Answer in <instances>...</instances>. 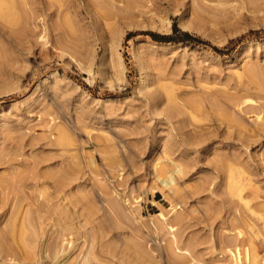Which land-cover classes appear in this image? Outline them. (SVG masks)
<instances>
[{"label":"rangeland","instance_id":"obj_1","mask_svg":"<svg viewBox=\"0 0 264 264\" xmlns=\"http://www.w3.org/2000/svg\"><path fill=\"white\" fill-rule=\"evenodd\" d=\"M263 83L264 0H0V263L264 264Z\"/></svg>","mask_w":264,"mask_h":264},{"label":"bare ground","instance_id":"obj_2","mask_svg":"<svg viewBox=\"0 0 264 264\" xmlns=\"http://www.w3.org/2000/svg\"><path fill=\"white\" fill-rule=\"evenodd\" d=\"M262 86H264V83L262 84ZM263 88H264V87H263ZM172 163H173V162H172ZM164 167H165V166H163L161 169L164 170ZM178 167H179V166H178ZM157 168H158V167H157ZM161 169H158V170H161ZM166 169H167V168H166ZM178 169H179V168H178ZM158 170H157V171H158ZM172 171H173V170H172ZM173 172H174V171H173ZM177 172H178V171H177ZM179 172H180V170H179ZM175 173H176V172H175ZM162 174H163V173H162ZM165 175H166V174H165ZM166 176H167V175H166ZM157 177H158V176H157ZM160 177H161V176H160ZM161 178H162V177H161ZM164 182H165V180H164ZM167 182H169V180H168ZM16 185H17V184H16ZM11 186H12V185H11ZM164 186H165V185H164ZM9 187H10V186H9ZM13 188H15V187L12 186V189H13ZM230 188H231V187H230ZM237 188H238V187H237ZM9 189H11V188H9ZM231 189L236 190L234 187H232ZM238 189H239V188H238ZM17 190H18V189H17ZM20 190H21V189H20ZM234 190H233V191H234ZM239 190H240V189H239ZM11 191H12V190H11ZM13 192H14V191H13ZM13 192H12V193H13ZM19 192H20V191H19ZM68 206H69V205H68ZM64 207H65V205H64ZM28 216H29V215H28ZM32 219H33V218H32ZM46 219H47V218H46ZM46 219H45V220H46ZM68 219H69V218H68ZM32 221H33V220H32ZM43 221H44V220H43ZM42 223H43V222H42ZM39 224H40V223H39ZM229 225L231 226V224H229ZM39 226H40V225H39ZM43 226H44V225H43ZM233 227H234V224H233ZM67 229H68V227H67ZM37 230H38V229H37ZM6 231H8V232H7L8 235H7V233H6V236H5V235H2L3 233L5 234ZM6 231H3V233L0 234V235L2 236L0 239L3 240L4 243L7 241L8 238H10V239H13V238H14V239H16V240L18 239V240H17L18 242H19V240H20L21 242H22V240H24V241L27 242V240H28V238H29L28 236H30V235H28V234H31L32 237H35L34 235H32V233H27V236H26V235H21L23 230H22V231L20 230L21 233H20V231H19L20 234L17 233L18 235H17V234H14L11 230H10L11 234L9 235V233H10L9 230L7 229ZM24 232H25V231H24ZM34 232H35V231H34ZM13 234H14L15 236H16V235H17V236L14 237V236H12ZM24 234H25V233H24ZM39 235H40V234H39ZM39 235H38V236H39ZM45 235H46V234H45ZM238 235H239V234H238ZM4 236L6 237V239H3ZM11 237H12V238H11ZM25 237H26V239H25ZM10 239H9V240H10ZM29 239H30V238H29ZM44 239H45V238H44ZM5 240H6V241H5ZM30 240H31V239H30ZM3 241H0V242H3ZM17 241H16V242H17ZM24 241H23V242H24ZM37 241H38V240H37ZM240 241H241V240H239V242H240ZM12 242H13V241H12ZM14 242H15V240H14ZM28 242H29V241H28ZM28 242H27V243H28ZM32 242H33V241H32ZM235 243H236V242H235ZM13 244H14V243H12V245H13ZM15 245H16V244H15ZM24 245H25V243H24ZM9 246H10V245H9ZM13 246H14V245H13ZM17 246H19V245H17ZM236 246H237V245H236ZM10 247H11V246H10ZM6 249H7V248H6ZM6 249H5V250H6ZM11 249H12V248H11ZM7 251H8V250H7ZM0 264H1V263H0ZM2 264H3V263H2Z\"/></svg>","mask_w":264,"mask_h":264},{"label":"trees","instance_id":"obj_3","mask_svg":"<svg viewBox=\"0 0 264 264\" xmlns=\"http://www.w3.org/2000/svg\"><path fill=\"white\" fill-rule=\"evenodd\" d=\"M174 34L178 35V30L174 29ZM153 38H156L154 35H151ZM179 37H174V36H162L159 37V41H164V42H175V41H184V40H190V37L185 34L181 33L178 35Z\"/></svg>","mask_w":264,"mask_h":264}]
</instances>
